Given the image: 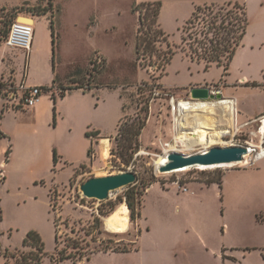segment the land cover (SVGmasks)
I'll return each instance as SVG.
<instances>
[{
  "label": "rangeland",
  "instance_id": "374dc122",
  "mask_svg": "<svg viewBox=\"0 0 264 264\" xmlns=\"http://www.w3.org/2000/svg\"><path fill=\"white\" fill-rule=\"evenodd\" d=\"M149 2L162 3L159 24L167 40L157 44L153 55L138 59L139 13L134 11V7ZM243 2L248 9V33L227 72L223 66L216 64L207 67L204 61L193 60L183 50V26L196 6L214 1L39 0L35 4L25 5L21 10L35 14L46 11L45 17L38 18L30 53L6 45L5 29L9 20L7 17L0 18V68L6 64L2 55L7 52V59L11 60L14 55L18 65H24L26 60L31 79L50 77L53 66H56L59 74L68 73V79L62 85L74 86L79 82L87 88L67 90L64 97L58 91L44 92L38 104L23 109L9 108V113L0 121L3 125L0 181L5 185L0 192L3 207L0 251L21 248L27 232L38 231L37 227L41 230L39 232L46 248L54 251L55 217L64 234L84 235L101 209L106 211L113 205L117 209L122 203H127L128 186L113 191L106 200L85 197L81 184L91 177L133 170L138 176L134 188L143 190V186L150 182L166 183L184 178L208 181L234 169H240V173L235 170L226 180L227 190L234 195L226 194L220 198L223 216H217L218 227L223 221H228L231 232L225 237L227 241L241 245L238 250L245 253L264 251V157L257 158L258 145L264 146V135L260 132L264 113L256 118L246 117L264 110V0ZM5 11L12 18L20 15L14 7H6ZM168 50L173 51V56L164 66L163 56ZM101 57L103 67L99 65L101 70L98 73L92 63H98ZM242 78L246 80L242 81ZM220 81H226V94L234 95L237 100L228 97L237 103L236 121L234 124L230 122L223 107L205 115L218 119L219 129H232V133L224 137L225 145L248 144L252 154H247L243 161L230 167L200 169L192 166L181 172H160L156 159L158 155L165 154L166 147L169 148L165 146L166 143H174L177 132L176 115L179 116L180 112L175 109L173 99L178 100L179 95V100H192L188 87L192 83L216 84ZM89 83L99 84L90 89ZM147 100L148 115L142 112L143 117L147 116L146 125L133 161L127 165L120 158H113L111 152L116 146L115 135L97 140L92 138L94 147L89 160L88 151L92 144L87 132L98 131L108 136L114 134L124 115L123 103H126L127 114L134 118L147 105ZM104 139H108L107 151L102 149ZM179 148L181 150L178 152H188L182 151L181 146ZM55 151L59 157L56 165L53 163ZM52 169L56 171L58 181L51 188L54 213L48 208V190L45 189L49 188ZM35 176L38 179L33 180ZM45 182L47 187L44 186ZM141 200L142 195H137V207ZM226 213L229 217H225ZM105 219L106 216H102L104 232L97 234L99 240L104 244L112 240L111 245H119L120 249L136 247L134 242L140 233L138 218L133 221L130 216L129 228L124 232L108 229ZM217 232L222 238V231L219 233L218 228ZM93 235H88L87 239L95 247L100 241H92ZM147 259V255L144 257L135 252L120 255L101 251L93 254L90 260L74 262L66 259L60 264H147Z\"/></svg>",
  "mask_w": 264,
  "mask_h": 264
},
{
  "label": "trees",
  "instance_id": "16d2710c",
  "mask_svg": "<svg viewBox=\"0 0 264 264\" xmlns=\"http://www.w3.org/2000/svg\"><path fill=\"white\" fill-rule=\"evenodd\" d=\"M29 3H25L28 5ZM25 5L20 7H14L18 9V13H22ZM161 2H149L142 3L134 7V11L139 13V27L136 42V52L138 59L146 57L147 55H153L154 51L157 50V44L161 41L167 40L164 31L160 28L159 15L161 11ZM30 8V7H28ZM6 7L0 8V18L7 17L9 21L6 22V38L8 36L12 23L17 19L16 13L14 18L9 13H5ZM31 10V9H28ZM43 13H36L38 15H44ZM14 14V13H13ZM35 14V13H33ZM13 19V20H12ZM2 20V19H0ZM148 20H150L149 23ZM148 24V25H147ZM147 25V30L145 29ZM249 25L248 11L245 3L239 2H226V3H212L205 4L203 6H196L192 16L183 26V50L193 59L198 61H204L207 67L212 64L223 66L225 72L228 71L229 65L238 49L242 44V41L247 33ZM51 29L53 36V43H55V31L53 22L51 21ZM161 56V54H159ZM173 51L168 50L164 53L163 60L164 66H166L172 59ZM103 63V62H102ZM105 63V62H104ZM96 72L101 70L103 64L92 63ZM153 63H149L152 65ZM100 65V68H98ZM5 73V72H4ZM13 79V77L11 76ZM74 84V82L72 83ZM99 84V83H98ZM98 84L89 83L88 88H92ZM62 89L60 95L65 96L67 90L85 88L81 83L77 82L74 86L62 85L57 83V79H54V84ZM45 92H50L51 89L45 87ZM87 89V88H85ZM122 96L123 93H121ZM4 100V111L11 108L6 102L3 95L0 94ZM53 99L56 101L55 94ZM148 102L147 105L143 106L137 116L128 115L126 112V103H123L124 115L122 116L119 124L117 133L115 135L116 146L112 148V156L114 159L120 158L124 164H130L135 154L139 150V138L142 134V130L146 125V117L142 116L144 111L148 115ZM22 109V108H13ZM55 110V109H54ZM0 135L3 136V132L0 129ZM88 137L91 139H99L104 136H100V132L92 131L87 132ZM93 144L91 145L88 155L91 158L93 151ZM54 161L57 163L58 155L54 152ZM209 182H218L222 187L223 178H213L208 180ZM155 182H150L149 185L143 186V190H137L134 186L137 184L128 185L130 192L127 194V203L130 208L131 220L135 221L140 216V207L136 205V196H144V192L148 186ZM132 186V187H131ZM132 188V189H131ZM53 189H51V212L54 213L55 205L53 204ZM115 206L113 205L110 209L104 211L100 210L98 215L90 225V229L86 230L84 235L77 233L72 235L70 233H63L60 228L59 220L55 217L54 224L56 227V246L54 251H49L46 248V243L41 233L37 230H30L23 240L21 248L15 250L6 249L1 254L3 260L1 264H60L66 259H71L74 262H78L82 259L90 260L91 256L98 252H126L136 249H120L119 245L112 246V240L104 241L98 239V235H101L104 230L102 227V216H109L114 212ZM1 217V215H0ZM66 225L68 223L66 222ZM74 229H72V232ZM94 233L91 240L99 242L95 247L91 245V242L87 239V236Z\"/></svg>",
  "mask_w": 264,
  "mask_h": 264
},
{
  "label": "crops",
  "instance_id": "0c3cea01",
  "mask_svg": "<svg viewBox=\"0 0 264 264\" xmlns=\"http://www.w3.org/2000/svg\"><path fill=\"white\" fill-rule=\"evenodd\" d=\"M38 1L39 0H0V8L20 7L27 2L29 3L28 5H31ZM201 1L205 3L209 1H214L215 3H226L231 1L245 3L243 0ZM19 14L34 21L35 39L38 18L39 16L45 17V15L33 14L32 12H22ZM20 15L18 16V19H20ZM34 39L30 51L33 49ZM30 51L28 53H30ZM6 55L7 52L5 55H2L3 61L6 64H3L4 68L0 69L5 72L7 76H12L16 81H21L23 79L25 70L27 73L26 81L30 85L51 86L54 84L55 78L57 79V83H63L68 79V73L66 72L64 75L59 74L58 70H56V66H53L50 77L42 80L31 79L26 60L25 64L23 63L24 65H18L17 58H15L14 55L11 60H8ZM245 80L246 78H242V81ZM207 84L212 85L214 89H220L225 97H231L236 100L234 95L226 94L224 89L227 86L226 81H220L219 83L216 82V84L195 82L188 85V87ZM99 99L100 98L97 100ZM176 99H180L179 95H177ZM39 102H41V100ZM8 110L9 109L4 111V100L0 96V121L9 113ZM263 113L264 110L246 117L256 118ZM0 129H3L1 122ZM117 129L118 125L114 134L108 136L100 132V136H104L103 138L113 137L116 135ZM1 136L2 135H0V138ZM90 144H92V139ZM53 163L54 165L57 164L54 161V157ZM2 164L3 158L0 157V168L2 167ZM235 170L237 169L223 173L222 187H220L218 182H209L200 179H187L182 180L180 183H178L177 180L168 181L166 183H153L142 198L140 216L137 221L140 233L134 242L136 243V249L126 252H116V254L126 255L135 252L144 257L147 255V264H264V251L260 253H245L244 251L238 250L241 245L234 243L231 240L227 241L226 239L231 232V225L228 221H223L222 224L225 226L220 224V227H218L219 224H217V216H223L222 197H225L226 194L227 196L234 195L231 193L232 191L227 190L226 180L228 175L234 173ZM239 170H237V172L240 173ZM56 174V171L52 169L49 188L46 186L47 182L44 183V186L47 187L45 189L48 190L47 205L49 209H51V188L58 183L56 180ZM71 174H73V172ZM36 179H38V177L35 176L33 180ZM181 184L186 185L188 191H184L183 188L180 187ZM213 186L216 187V189H214ZM4 188V183L0 181V192ZM0 215L1 217L3 215L1 202ZM225 217H229V215L227 216L226 213ZM218 228L219 233L222 231V238L218 235ZM37 229L38 231H41L39 227H37ZM163 249L165 251H163ZM1 253L2 251H0V262L3 260ZM143 264L146 263L143 262Z\"/></svg>",
  "mask_w": 264,
  "mask_h": 264
},
{
  "label": "bare ground",
  "instance_id": "6f19581e",
  "mask_svg": "<svg viewBox=\"0 0 264 264\" xmlns=\"http://www.w3.org/2000/svg\"><path fill=\"white\" fill-rule=\"evenodd\" d=\"M22 20L33 23L34 21L28 17ZM175 109L179 110V116L176 115V135L174 137V143H166L165 154L158 155L156 159V165L159 166L168 162L169 151L181 150L179 146L183 147L182 151L186 154L193 153L195 151H206L212 145H225V135L232 133V129L221 130L218 128V119L210 118L206 116V113H214L218 107H223L228 115L232 124L236 121V112L238 110L237 103L234 99L225 97L214 101H192V100H175ZM178 113V112H177ZM212 115V114H211ZM212 117V116H211ZM228 119V118H227ZM262 127L261 133L264 135V115L261 117ZM230 124V123H229ZM235 145V144H231ZM198 146H201L197 148ZM248 152L244 155L249 156L252 154V148L248 145ZM260 147L258 157H264V146ZM103 151L108 150V139H104L102 144ZM251 152V153H250ZM250 153V154H249ZM243 158V160H244ZM241 160V161H243ZM231 162L226 164H216L210 166L198 165L195 166L200 169H209L216 167H230L241 162ZM192 166H186L184 168L176 169L174 172H181L191 169ZM106 226L108 229L116 232H124L130 225V208L127 203H122L114 212L106 217Z\"/></svg>",
  "mask_w": 264,
  "mask_h": 264
},
{
  "label": "water",
  "instance_id": "95a60500",
  "mask_svg": "<svg viewBox=\"0 0 264 264\" xmlns=\"http://www.w3.org/2000/svg\"><path fill=\"white\" fill-rule=\"evenodd\" d=\"M26 18L21 16L20 19ZM189 97L196 101H214L225 98L221 90H216L212 85H193L189 87ZM247 145H213L206 151H196L186 154L170 151L168 162L157 166L160 172H173L186 166H210L241 161L248 152ZM137 173L133 170L117 174L94 176L81 184V191L85 197L106 200L111 192L137 182Z\"/></svg>",
  "mask_w": 264,
  "mask_h": 264
},
{
  "label": "built area",
  "instance_id": "2783aa9c",
  "mask_svg": "<svg viewBox=\"0 0 264 264\" xmlns=\"http://www.w3.org/2000/svg\"><path fill=\"white\" fill-rule=\"evenodd\" d=\"M34 24L26 21H21L18 18L12 23L8 36L6 38V45L10 48H20L27 53L31 50L33 39H34ZM98 63L103 62V57L99 58ZM27 73L25 70L24 77L21 81H16L7 76L0 69V94L6 99V102L11 108H24L25 106L36 105L42 94L46 91L45 87L40 85H30L26 81ZM51 91H62L57 85L48 86ZM220 90V89H217ZM50 91V92H51ZM192 179V178H191ZM184 179H178L177 182L180 183ZM151 185L147 187V191L150 189ZM184 191H188L186 185H180ZM113 192H111L112 194Z\"/></svg>",
  "mask_w": 264,
  "mask_h": 264
}]
</instances>
